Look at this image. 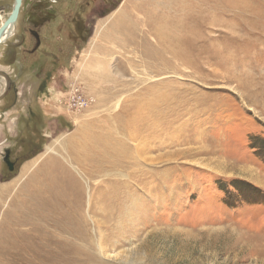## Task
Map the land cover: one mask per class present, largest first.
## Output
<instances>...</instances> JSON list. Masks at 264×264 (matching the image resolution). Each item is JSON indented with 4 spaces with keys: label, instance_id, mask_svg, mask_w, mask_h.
<instances>
[{
    "label": "rangeland",
    "instance_id": "rangeland-1",
    "mask_svg": "<svg viewBox=\"0 0 264 264\" xmlns=\"http://www.w3.org/2000/svg\"><path fill=\"white\" fill-rule=\"evenodd\" d=\"M17 27L0 44V264H264V0H24Z\"/></svg>",
    "mask_w": 264,
    "mask_h": 264
},
{
    "label": "flooded vegetation",
    "instance_id": "flooded-vegetation-1",
    "mask_svg": "<svg viewBox=\"0 0 264 264\" xmlns=\"http://www.w3.org/2000/svg\"><path fill=\"white\" fill-rule=\"evenodd\" d=\"M24 1V0H23ZM14 4H15V1H14ZM22 5H23V3H22ZM22 8V7H21ZM21 11V10H20ZM18 18H19V16H18ZM17 21H18V19H17ZM43 28H45L47 25H49L48 23H46V22H43ZM50 26V25H49ZM60 29V28H59ZM28 34H29V36L27 37V40H26V44H25V46L26 47H30V44H32V40L34 39L35 41H36V45H35V47L34 48H32V49H29L27 52H25L24 54H25V56H23V59H24V57H27L28 59H33L34 57H35V60L34 61H29V60H27V61H22V63L23 64H25L26 66H30L31 64H34L36 61L38 62V53H39V51H40V48L42 47V45H41V43H42V40H41V35H40V33L37 31V30H33V29H28ZM28 49V48H27ZM37 56V58H36V56ZM51 56H53L54 57V55L53 54H51ZM22 59V60H23ZM57 62V61H56ZM56 62H53L52 61V63L53 64H55ZM51 63V62H50ZM27 67V68H28ZM50 72H46V74H45V78L46 79H50V77H51V75L52 74H49ZM48 81L46 80V81H42L41 82V84H40V90H43L44 89V87H45V84L47 83ZM45 90V89H44ZM17 95V94H16ZM30 112V114H29V116L31 117V119L32 120H37V117L31 112V110L29 111ZM26 129V128H25ZM6 156H8V159H9V161H10V163L11 164H13V166H14V168H15V165H14V163H12L11 162V151H9V150H7L6 152H5V156L3 157V159L5 160V158H6ZM7 165V164H6ZM9 168V167H8ZM10 169V168H9ZM14 171V170H13Z\"/></svg>",
    "mask_w": 264,
    "mask_h": 264
},
{
    "label": "bare ground",
    "instance_id": "bare-ground-1",
    "mask_svg": "<svg viewBox=\"0 0 264 264\" xmlns=\"http://www.w3.org/2000/svg\"><path fill=\"white\" fill-rule=\"evenodd\" d=\"M5 21L6 20H3V22L1 23V25L4 24ZM17 25H18V21H16L12 25H10V27L7 29V31L2 36L1 44L5 43L7 40H9L10 38H12V37H14L16 35L17 28H18ZM132 138H134V137H132ZM74 151H75L74 153L76 155H80L82 153V152H79V149H76ZM49 152H51L54 155H57L56 152H54L52 150H49ZM119 156L123 159V161H122V163L120 165L123 170H120L119 171V174L122 175V173H123L124 170H127L129 168H132V167L136 166L135 165V162H133L134 161L133 160L134 158L131 156L130 152H129V155H128V153L125 150H122ZM81 193H82L81 191L79 193H75L74 192V196L78 197V199H80V201L82 200V195H83V193L82 194ZM91 198H92V195H91Z\"/></svg>",
    "mask_w": 264,
    "mask_h": 264
},
{
    "label": "built area",
    "instance_id": "built-area-1",
    "mask_svg": "<svg viewBox=\"0 0 264 264\" xmlns=\"http://www.w3.org/2000/svg\"><path fill=\"white\" fill-rule=\"evenodd\" d=\"M68 107L72 111L84 112L91 106V100L87 94L79 87H72L68 92Z\"/></svg>",
    "mask_w": 264,
    "mask_h": 264
},
{
    "label": "water",
    "instance_id": "water-1",
    "mask_svg": "<svg viewBox=\"0 0 264 264\" xmlns=\"http://www.w3.org/2000/svg\"><path fill=\"white\" fill-rule=\"evenodd\" d=\"M22 3H23V0H15V4H14L13 11H12L11 15L8 17V19L5 21V23L1 25V27H0V44H1V39H2L3 34L7 31V29L10 27V25H12L13 23H15L17 21L21 7H22ZM4 162L8 165V167L10 168V171L14 170V166H13V164L10 163L8 156H6Z\"/></svg>",
    "mask_w": 264,
    "mask_h": 264
},
{
    "label": "crops",
    "instance_id": "crops-1",
    "mask_svg": "<svg viewBox=\"0 0 264 264\" xmlns=\"http://www.w3.org/2000/svg\"><path fill=\"white\" fill-rule=\"evenodd\" d=\"M34 158H35V157H34ZM34 158H31V159L27 160L26 162H24V163L21 165V167H24V168H25L24 171H23L24 174H27L28 172H30V170H32V169L36 166V163H32V162H31ZM49 164H50V162H49ZM24 165H25V166H24ZM26 165H27V166H26ZM50 165H51V164H50ZM34 173H36V172H34ZM34 173H33V174H34ZM33 174H32V175H33ZM37 176H38V175H35L33 179L37 178ZM33 179H32V180H33Z\"/></svg>",
    "mask_w": 264,
    "mask_h": 264
},
{
    "label": "trees",
    "instance_id": "trees-1",
    "mask_svg": "<svg viewBox=\"0 0 264 264\" xmlns=\"http://www.w3.org/2000/svg\"><path fill=\"white\" fill-rule=\"evenodd\" d=\"M31 157H32V156H30V157H28V158H25V161H27V160L31 159Z\"/></svg>",
    "mask_w": 264,
    "mask_h": 264
}]
</instances>
